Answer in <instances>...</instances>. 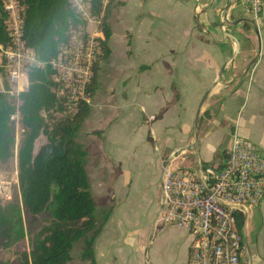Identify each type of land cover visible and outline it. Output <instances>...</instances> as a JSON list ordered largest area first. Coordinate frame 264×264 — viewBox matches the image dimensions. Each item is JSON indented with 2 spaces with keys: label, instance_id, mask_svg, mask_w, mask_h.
Returning <instances> with one entry per match:
<instances>
[{
  "label": "rangeland",
  "instance_id": "1",
  "mask_svg": "<svg viewBox=\"0 0 264 264\" xmlns=\"http://www.w3.org/2000/svg\"><path fill=\"white\" fill-rule=\"evenodd\" d=\"M124 11L125 9L119 6L111 11L112 14L119 12L114 25L117 36L110 41L112 51L110 58L99 66L98 88L94 97L90 99L92 113L83 127L79 142L88 154L86 167L99 222H103L104 213L111 212L110 216L114 217L121 205L129 204V218H132L135 224L130 231L143 235L145 241L151 234L155 216L161 205L163 192L161 181L164 180V174L167 171L193 170L195 167V149L186 150L179 156L169 159L179 149L184 148L182 145L185 141L190 140L191 144L194 143L196 111L205 86L210 84V81H205L209 77L207 71L213 70L216 82L220 68L211 65L192 66L195 72H191L190 67L178 64L141 70L143 67L142 58L139 57L141 51L137 49L134 35L125 32L124 22L127 19L120 21V17L125 15ZM133 15L134 12L131 16ZM233 15L248 21L241 2L233 8ZM85 20L87 33L93 35L99 29L97 19L87 16ZM128 22L132 24L135 19H129ZM121 25L124 28H121ZM232 31L240 49L236 62L242 53L249 52L256 58L259 52L258 36L248 26H241ZM100 33L102 35L101 31ZM200 55L212 57L211 53L206 52H201ZM180 58L177 55V62H180ZM252 68L250 70L253 72ZM243 71L244 68L240 69L241 73ZM225 80L221 79L219 90L216 88L213 93L211 92L202 110L199 122V149L203 144L204 134L206 133V137L211 136L208 130L212 128L214 134L216 132L235 134L233 127L235 122L229 119L231 114L235 116L236 112H240L239 123L242 122L245 131L257 129V132H264L263 93L259 94L260 98L259 95L256 98V104H249L250 100L246 97V90L242 88V84L240 93L235 92L233 95L232 92L225 90L227 85ZM146 94H151L148 100L157 110H150L153 108L152 105L145 107ZM159 113L162 114L161 118L156 121ZM253 118L257 122H253ZM14 121L15 157L7 164H0V179L11 178V182L15 181L16 175L18 180L16 155L23 132L20 115L15 116ZM228 136L214 158L224 157L225 151L232 146L237 134L233 138ZM47 143L46 137L41 136L36 142L35 152ZM168 160L170 162L166 167ZM12 194V202L19 203L21 199L18 186L14 188ZM263 210L261 212L257 208L247 209L249 246L256 242L258 233L264 226ZM240 221L244 223V216ZM157 223L162 224L159 220ZM82 248L81 241L75 244L68 264H83L80 260ZM30 250L28 237L10 249L0 248V262L18 264L20 254L29 253Z\"/></svg>",
  "mask_w": 264,
  "mask_h": 264
},
{
  "label": "trees",
  "instance_id": "2",
  "mask_svg": "<svg viewBox=\"0 0 264 264\" xmlns=\"http://www.w3.org/2000/svg\"><path fill=\"white\" fill-rule=\"evenodd\" d=\"M89 1L90 16L97 19L103 35L98 39L101 53L94 63L88 88L92 99L98 88L99 66L112 54L113 31L108 22L111 11L122 3ZM23 5V41L45 65L28 69V86L20 94L19 108L0 91V164H7L15 157L13 118L18 111L23 130L16 155L21 201L0 205V248L10 249L30 237L31 250L20 254L18 264H68L75 244L81 241L82 263L96 264L95 241L110 213H104L103 222H99L86 167L88 154L79 142L92 109L89 103L82 102L76 112H69L66 99L57 93L61 84L55 80L51 66L59 58L61 48L70 43L72 34L87 27V21L71 0H23ZM7 19L0 0L3 45L10 42ZM160 115L157 114L156 121ZM41 136L48 143L35 152Z\"/></svg>",
  "mask_w": 264,
  "mask_h": 264
},
{
  "label": "built area",
  "instance_id": "3",
  "mask_svg": "<svg viewBox=\"0 0 264 264\" xmlns=\"http://www.w3.org/2000/svg\"><path fill=\"white\" fill-rule=\"evenodd\" d=\"M2 1L8 15L10 42L0 43V91L19 108L20 94L28 86V69L45 64L23 41V0ZM108 1L104 0V4ZM71 2L84 19L90 16L89 0ZM238 2L251 24L263 25L264 0ZM101 38L99 29L93 35L86 28L74 32L70 43L61 48L59 58L51 63L54 78L61 84L57 93L66 99L70 113L76 112L82 102L90 104L88 88L94 63L101 53ZM10 179H0L2 206L13 201L12 191L19 187L17 175L14 182ZM163 194L165 205L159 222L183 229L191 237L186 264H249L240 218L247 217V209L257 208L264 200V153L259 148L235 136L223 159L203 165L199 173L195 169L167 171Z\"/></svg>",
  "mask_w": 264,
  "mask_h": 264
},
{
  "label": "crops",
  "instance_id": "4",
  "mask_svg": "<svg viewBox=\"0 0 264 264\" xmlns=\"http://www.w3.org/2000/svg\"><path fill=\"white\" fill-rule=\"evenodd\" d=\"M120 2L122 5L119 7L125 9V15L120 17V21L127 19L124 22L126 28L122 25L121 28L134 35L137 49L141 51L139 57L142 58L143 66L151 68L181 64L190 67L191 72H195L192 66H219L220 71L225 66L222 78L226 79V91L232 92L233 95L235 92L239 94L242 84V88L246 90V97L250 100L249 104L252 105L256 104V98L260 93L264 95V22L262 26L256 27L247 20L236 18L233 15V8L239 3L238 0H120ZM132 12H134L133 16H131ZM118 13H111L112 17L110 16L108 21L113 31L112 39L117 36L114 25ZM226 17L227 22L224 23ZM129 19H135V22L131 24L128 22ZM241 26H248L258 36L259 52L256 58H253L249 52L242 53L239 61L236 62L240 49L232 30ZM231 37L233 40L230 39ZM234 42L237 43L235 54ZM201 52L211 53L212 57H203L200 55ZM177 55L181 57L180 62H177ZM243 68L244 71L241 73L240 69ZM212 71H207L209 77L205 81H210V84L205 86L201 97L215 83ZM218 85L213 88L212 93L214 89L221 88ZM150 95L146 94L145 107L152 105L153 108L150 110L155 111L157 108H154L155 105L148 100ZM141 109L143 111V106ZM239 114L240 112H236L235 116L231 114L229 119L235 122L233 126L235 134L253 143L264 153V132H257V129L245 131L242 122L239 123ZM252 121L257 122L255 118ZM208 131L211 136L206 137V133L204 134V141L199 149L201 165L221 161L223 157L214 158L217 150L226 140L227 135L232 138L235 135L226 132L214 134L213 128ZM184 143L182 147L193 144L190 140ZM197 159L198 154L195 151V163ZM262 208H264V200L257 207L261 212ZM118 210L114 217L110 216L111 212H109V218L95 241L96 264L187 263L191 240L187 231L157 223L151 240L149 236L148 240L144 241L143 235L130 231L135 227L133 219L129 218L128 214L130 205H121ZM240 227L243 229V240L246 235L248 242L247 217H244V223L241 222ZM246 250L249 264H264V226L258 233L256 242L251 246L248 243Z\"/></svg>",
  "mask_w": 264,
  "mask_h": 264
},
{
  "label": "water",
  "instance_id": "5",
  "mask_svg": "<svg viewBox=\"0 0 264 264\" xmlns=\"http://www.w3.org/2000/svg\"><path fill=\"white\" fill-rule=\"evenodd\" d=\"M226 22H227V17H226V19L224 20V23H226ZM224 25H225V24H224ZM224 25H223V26H224ZM223 26H222V27H223ZM230 39L233 40V37H231ZM234 44H235V46H236V49H235V52H234V54H235L236 51H237V43L234 42ZM224 70H225V66L221 69L220 74H219V77H218V79L216 80V82L214 83V85H212L210 88H208V89L205 91L204 95L202 96V98H201V100H200V102H199V105H198V108H197V111H196V115H195V119H194V143H193L192 145H189V146H186V147H184V148H182V149H179V151L175 152V153L172 155V157L169 159V160H171L172 158H175V157L179 156L182 152H184V151H186V150H193V149H195V150H196V153L198 154V159H197V161H196V163H195V167H194V169H195V171H196L197 173L200 172V167H201V161H200V157H199V122H200L201 113H202V110H203V108H204V106H205L207 100L209 99V97H210V95H211V92H212L213 88H214L217 84L220 83L221 78H222L223 73H224ZM169 160L167 161L166 167L168 166V164H169V162H170ZM161 187H162V190H163V180L161 181ZM164 205H165V197H164V194H163V192H162L161 205H160V208H159V210H158V212H157V214H156V216H155V219H154V222H153V225H152V230H151V234H150V238H149V240H151V238H152V236H153V233H154V231H155V226H156V224H157V222H158V220H159V217H160V215H161V212L163 211ZM245 234H246V233H245ZM244 237H245V244H246V248H247V246H248L247 237H246V235H244Z\"/></svg>",
  "mask_w": 264,
  "mask_h": 264
},
{
  "label": "flooded vegetation",
  "instance_id": "6",
  "mask_svg": "<svg viewBox=\"0 0 264 264\" xmlns=\"http://www.w3.org/2000/svg\"><path fill=\"white\" fill-rule=\"evenodd\" d=\"M244 239V238H243ZM245 240H243V244L245 245V242H244Z\"/></svg>",
  "mask_w": 264,
  "mask_h": 264
}]
</instances>
